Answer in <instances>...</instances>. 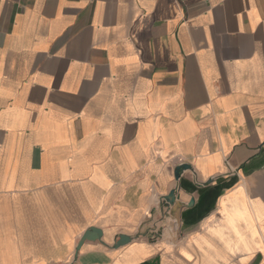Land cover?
Listing matches in <instances>:
<instances>
[{"label": "crops", "instance_id": "0c3cea01", "mask_svg": "<svg viewBox=\"0 0 264 264\" xmlns=\"http://www.w3.org/2000/svg\"><path fill=\"white\" fill-rule=\"evenodd\" d=\"M0 264H264V0H0Z\"/></svg>", "mask_w": 264, "mask_h": 264}, {"label": "water", "instance_id": "95a60500", "mask_svg": "<svg viewBox=\"0 0 264 264\" xmlns=\"http://www.w3.org/2000/svg\"><path fill=\"white\" fill-rule=\"evenodd\" d=\"M192 168V166L190 164H187V163H184V164H181L179 165L177 168H176V171H175V177L177 179L180 178L181 174L183 173V171L185 169H190ZM165 200L167 201V203L169 204H174L177 199H178V195H177V192L175 189L171 190L169 194L165 195L164 196ZM91 233H96L98 234L99 237H102V230L97 228V227H91L89 228L86 233L84 234L83 238L81 239V241L79 242V245L77 247V252L79 251V249L81 248L82 244L84 243V241L86 240L87 236ZM134 239L133 236L131 235H127V234H120L119 235V239L114 243V247L117 248V247H120L122 245H125L129 242H131L132 240Z\"/></svg>", "mask_w": 264, "mask_h": 264}, {"label": "built area", "instance_id": "2783aa9c", "mask_svg": "<svg viewBox=\"0 0 264 264\" xmlns=\"http://www.w3.org/2000/svg\"><path fill=\"white\" fill-rule=\"evenodd\" d=\"M157 205V208L162 209V219L165 222V225L162 228L160 234L163 235L166 229H169L170 231L177 230L179 228V222L173 216H171L169 212L166 211L167 207H169L170 204L167 203L164 196H160Z\"/></svg>", "mask_w": 264, "mask_h": 264}]
</instances>
